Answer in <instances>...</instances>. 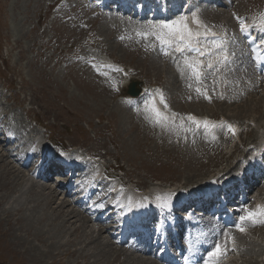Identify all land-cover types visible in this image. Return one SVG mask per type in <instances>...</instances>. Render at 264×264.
Segmentation results:
<instances>
[{
  "label": "rangeland",
  "instance_id": "1",
  "mask_svg": "<svg viewBox=\"0 0 264 264\" xmlns=\"http://www.w3.org/2000/svg\"><path fill=\"white\" fill-rule=\"evenodd\" d=\"M62 1L61 10L52 8L54 3L59 5ZM263 5L264 0H237L233 9L226 12L227 18L214 12L210 18L216 28L226 30L227 24L233 27V13L252 16ZM111 15L96 13L86 0H0V60L8 68L10 79L22 83V93L26 100H30L38 117L55 137L67 138L90 152H105L104 155L115 158L116 164L126 171V176L142 187L152 181L173 188L177 183L193 186L219 171L231 168L235 157L221 156L219 146L210 153L196 148L191 141L190 144L179 145L171 131L154 127L144 118H139L138 112L131 111L135 117L132 119L130 110L128 112L119 103L120 99L113 98L111 90H107V78L97 77L89 72L88 67L71 61L70 48L93 41L97 44L98 41L116 60L135 68L138 78L148 83L160 81L166 84V75L171 72L168 68L170 57L159 61L161 58L150 46L154 43L151 38L149 41L141 39L137 43L129 34L123 35L130 21L132 27L137 26L135 29L142 26L144 21L137 18L123 20L117 16L119 20ZM100 16L111 19L101 20ZM41 23H44L42 27L45 29L40 28ZM113 28H122L123 31L116 37ZM90 47L92 50L96 48L91 44L84 49ZM61 61H65L66 65L61 66ZM178 82L174 88L168 89L178 109L191 110V113H227L228 117L237 120L254 117L261 128L252 135L248 134V138L254 142L264 141V96H258L262 91L257 93L255 102L257 96L244 99L246 102L218 103V107L194 104L193 101H190V105L181 103L183 99L178 97V92L188 89L186 84L185 89L178 88ZM17 98L20 100L22 96ZM0 101H3V97ZM227 141L234 139L229 137ZM2 154L4 152L0 151ZM6 161L0 159V184L6 181L4 177H12V165L8 161L7 165ZM24 174L31 180L27 171L24 170ZM16 175L20 176L18 172ZM33 182L40 186L39 182ZM18 184L20 186L16 185L17 188L11 192L0 190V264L155 263L133 254H124V262H121L122 256L117 261L113 260L114 251L117 250L109 244L104 234L91 241L85 236V226L95 228L85 217L78 213L76 217L68 218L54 211L57 205L55 201L65 198L57 193L54 203L48 205V190L42 194L32 191L34 187L25 186L23 182ZM20 203L23 207L16 212ZM64 209L71 208L64 207L65 212ZM74 213L77 214L76 211ZM76 226L82 228L74 232ZM243 235L244 240L252 237L248 233ZM252 239V244L248 241L243 247L244 260L249 254L264 251L260 244L263 234L255 235ZM63 252L67 253L61 256Z\"/></svg>",
  "mask_w": 264,
  "mask_h": 264
},
{
  "label": "snow or ice",
  "instance_id": "2",
  "mask_svg": "<svg viewBox=\"0 0 264 264\" xmlns=\"http://www.w3.org/2000/svg\"><path fill=\"white\" fill-rule=\"evenodd\" d=\"M235 15V14H234ZM239 23V31L245 38L248 37L253 28H258L264 32V12L259 14L258 18H254L251 24L245 22V18L235 17ZM194 26V27H193ZM136 37L149 41L150 38L154 43L150 46L153 49H158L160 53L166 57H171L173 63L176 64L177 70L181 76L188 80L187 87L194 91L198 96L204 99H209L207 86L204 80L208 72L206 70L219 71L217 64L228 61L227 46L229 40L224 35H217L212 28H209L202 20L199 19L197 13H191V21L187 14H180L174 19L160 22L149 21L143 30L136 31ZM124 39V37H120ZM235 42V38H232ZM250 44L254 41L250 40ZM258 47H264V38L260 39L259 45L252 48L255 53ZM254 60L258 63L264 62L261 57L254 56ZM120 71V69H115ZM113 88L116 85L113 84ZM143 103V113L145 119L148 120L154 127H160L163 131L176 130V115L168 114V103L164 93L157 89L154 92H147ZM157 98L159 105L163 106V111L157 105ZM223 99V96H220ZM191 99V97H189ZM128 104H133L134 101L128 100ZM136 111L141 112V108L137 106ZM178 126L180 131L189 133L193 131L191 126H195L196 130L204 129L206 135H210L212 129L217 125L210 124L207 120L200 121L192 115L180 118ZM185 121L190 126H185ZM221 127L226 129L227 133L231 135L236 134V129L231 124H222ZM212 140L216 139L215 135L211 136ZM63 155V153H61ZM157 199H160L157 197ZM166 202V199H165ZM245 215L239 217V222L234 224L236 231L243 233L245 231V222L255 224H264V206L257 205L255 210L244 209ZM224 244L214 242V246L208 251L207 256L210 258L205 261V264H219V259L226 255L229 250L228 244L232 242V237L229 233H224ZM234 250V249H233Z\"/></svg>",
  "mask_w": 264,
  "mask_h": 264
},
{
  "label": "bare ground",
  "instance_id": "3",
  "mask_svg": "<svg viewBox=\"0 0 264 264\" xmlns=\"http://www.w3.org/2000/svg\"><path fill=\"white\" fill-rule=\"evenodd\" d=\"M223 35V34H222ZM261 91H262V93H261V95H259L260 97H263L264 96V94H263V92H264V87L263 88H261ZM6 155L5 154H2V155H0V159L3 161V159H4V161H6ZM7 162V161H6ZM4 164H6V163H4ZM7 165H9V163L7 162ZM11 165V164H10ZM10 168H12L13 170L10 172L11 173V176L12 177H4V179H6V181H4L2 184H0V190H4V191H6V192H11V191H13V188H15L16 187V185H19L20 186V184H18L19 182H23V185H25V186H32V187H34V189L32 190V191H37V192H39V193H42L43 194V192L45 191H47L48 190V195H46V199H47V203H48V205L49 204H51V203H54V198H56V194L58 193V189H57V187H54L53 189L52 188H50V187H47V186H44V185H40V186H38V185H36V183H34L33 181H31L30 179H28V178H26L25 176V174H24V170L23 169H21V170H18V169H15V167H13V166H10ZM18 170V171H17ZM16 172H18L19 173V175L20 176H17L16 175ZM15 178H18V180H16ZM36 182V181H35ZM38 184V183H37ZM38 187V188H37ZM17 188V187H16ZM60 196V195H59ZM22 198V197H21ZM24 199H25V197H24ZM27 202H31V200H28ZM23 203H25V202H23ZM54 204H57L56 205V209H54V211H56L57 213H59V214H65L68 218H72V217H76L77 215H78V213L77 214H75L74 213V211H73V209H70V210H65V212L63 211V208L64 207H68V208H70V206L68 205V203H67V201L65 200V199H61V201H59V202H56L55 201V203ZM23 207V204H21L20 203V206L18 207V208H16L15 209V211L17 212V211H20V209ZM78 221H80V220H78ZM81 224L83 223V222H80ZM81 224H79V225H81ZM85 225V224H84ZM80 228H82V227H77L76 226V228H75V230H73L74 232H77ZM84 228V227H83ZM84 233H85V236L87 237V238H89L90 239V241L93 239V238H95V239H99L100 238V236H101V233L100 232H95V228H90L89 226H85V229H84ZM115 250H117V249H115ZM67 252H63V253H61V256L62 255H65ZM119 254H122V255H124V253H123V251H114V255H113V260H115L116 261V259L118 258V255ZM125 255H131V254H126L125 253Z\"/></svg>",
  "mask_w": 264,
  "mask_h": 264
}]
</instances>
